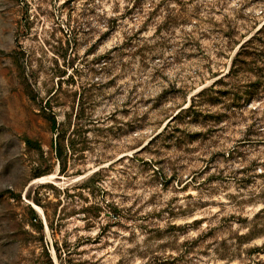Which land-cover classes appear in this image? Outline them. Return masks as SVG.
Here are the masks:
<instances>
[{
    "label": "rangeland",
    "instance_id": "rangeland-1",
    "mask_svg": "<svg viewBox=\"0 0 264 264\" xmlns=\"http://www.w3.org/2000/svg\"><path fill=\"white\" fill-rule=\"evenodd\" d=\"M59 263L264 264V0H0V264Z\"/></svg>",
    "mask_w": 264,
    "mask_h": 264
},
{
    "label": "trees",
    "instance_id": "trees-1",
    "mask_svg": "<svg viewBox=\"0 0 264 264\" xmlns=\"http://www.w3.org/2000/svg\"><path fill=\"white\" fill-rule=\"evenodd\" d=\"M49 121H50V129L52 131H55L57 129V126H56V120H55L54 116H51L50 115ZM52 146L54 148L55 156H56V158H57V160L59 162V165H60V163H61V152H62V149H61L60 143L57 141V139H55V141L53 142V145ZM39 176L38 175H35L34 178H37ZM27 198L29 199V197H27ZM32 201H33L34 204L40 206L37 200L32 199ZM31 212H32L33 218L36 219L37 218L36 213L33 210ZM48 226L50 227L51 225L49 224ZM38 228H39V231L42 230V226L40 224H39V227ZM56 252H57V250L55 249V253ZM59 264H61V263H59Z\"/></svg>",
    "mask_w": 264,
    "mask_h": 264
},
{
    "label": "bare ground",
    "instance_id": "bare-ground-1",
    "mask_svg": "<svg viewBox=\"0 0 264 264\" xmlns=\"http://www.w3.org/2000/svg\"><path fill=\"white\" fill-rule=\"evenodd\" d=\"M253 36V35H252ZM241 45V44H240ZM171 121V120H170ZM55 176V174H49V175H46V176H42V177H37L35 179L32 180V182H43L46 178H53ZM51 180V179H50ZM53 180V179H52Z\"/></svg>",
    "mask_w": 264,
    "mask_h": 264
},
{
    "label": "water",
    "instance_id": "water-1",
    "mask_svg": "<svg viewBox=\"0 0 264 264\" xmlns=\"http://www.w3.org/2000/svg\"><path fill=\"white\" fill-rule=\"evenodd\" d=\"M33 208V207H32Z\"/></svg>",
    "mask_w": 264,
    "mask_h": 264
}]
</instances>
